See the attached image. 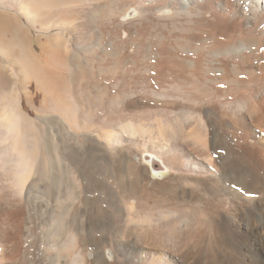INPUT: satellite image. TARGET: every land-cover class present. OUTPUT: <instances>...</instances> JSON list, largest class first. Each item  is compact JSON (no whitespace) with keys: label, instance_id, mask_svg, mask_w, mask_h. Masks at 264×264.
Instances as JSON below:
<instances>
[{"label":"bare ground","instance_id":"bare-ground-1","mask_svg":"<svg viewBox=\"0 0 264 264\" xmlns=\"http://www.w3.org/2000/svg\"><path fill=\"white\" fill-rule=\"evenodd\" d=\"M34 1L0 0L45 38L36 46L18 17H0V72L12 83L0 122L43 142L39 165L22 169L0 147V264H264V0ZM135 41L143 50L126 52ZM136 68L144 87L122 90L123 74L109 93ZM19 76L61 114H25ZM93 82L112 109L102 116L88 110ZM83 149L109 164L126 209L96 248L80 223L90 183L73 159Z\"/></svg>","mask_w":264,"mask_h":264},{"label":"rangeland","instance_id":"rangeland-1","mask_svg":"<svg viewBox=\"0 0 264 264\" xmlns=\"http://www.w3.org/2000/svg\"><path fill=\"white\" fill-rule=\"evenodd\" d=\"M66 1H67V3H66ZM25 2H27V0H25ZM75 2H76L75 0H74V3H73V0H56L55 2H53V4H56V5H59V6L63 7L65 5H68L69 3L75 5L76 4ZM27 3H29L32 6H34L35 1L34 0H28ZM76 6H78V2H77ZM10 15L11 16L13 15L16 18L18 17L17 19L23 25V27L26 29V32L28 33L29 38L36 44V46H39V44L43 43V40H45V38H43L42 41H38L37 38H36L37 34H38V31L36 29H34L33 25L28 23L27 20L23 16H21L18 12L14 11V10H9V9H6L5 7L0 6V17H2V16L3 17H6V16L10 17ZM70 17L75 18V17H78V16H75V17L68 16V18H70ZM100 17H102V16L101 15H96V16H94L92 18V22H94L93 25L97 26L99 28L100 27L104 28L106 30L108 26H107V24H105V20H103V18H100ZM76 19L78 20L79 18H76ZM101 20H103V21H101ZM55 32H58V30L53 29L50 32V34H53ZM6 34L7 33H4V34L1 33L0 41L7 39L8 36ZM92 34H91V38L92 39L89 37V41L92 44V46L95 48V44L94 43L97 41L98 38L96 37V34H94V33H92ZM105 36H108V33L105 34ZM105 39H106V41L109 40L108 37H106ZM132 45H129L130 47H127V50H125V51L126 52L127 51L133 52V51L143 50V47L141 48V46L137 44V41H135L134 44H132ZM103 46H105V45H103ZM105 48L108 49V47H106V46H105ZM139 60H140V58H139ZM2 63L3 62L0 59V64L2 65ZM146 63L149 64L148 60H147V62L146 61L144 62V61H142V58H141V60L138 62V66L140 67L141 65L146 64ZM127 66H131V65H127ZM16 69L19 70L18 67H16L15 70ZM138 69L139 68L134 69V72L132 70H129V71H131L130 73L128 72V70L125 71L124 73H122V72L118 73L119 78H118V76L116 77L117 83H115L117 85H114L113 87H111L110 90H109L110 91L109 93L112 92L111 94H115L117 92V90L121 89L120 86L122 85V83H120L119 79H120V77L123 74H124L123 76L125 77V80H126L125 81L126 85H125V82H124V84H123L124 88H122V90L127 91L128 88H131V87L134 88L135 86H136L135 88L137 90H139V89H141V87H144L145 85L141 84L142 80H139V79H142V76L145 77V76H148V75H147V73L143 72L141 69H139V70ZM17 70H16V72H17ZM126 72H128V73H126ZM17 73L19 74V72H17ZM127 74L130 75V79H129V76L126 77ZM1 75H0V79H3L4 83L2 85H0V112H1L2 108L6 107L7 109H9L8 103L6 101H3V100L5 98L4 97L5 91H7L12 86V83H11L9 77L6 76L4 72H2ZM19 77L21 78V79L19 78V90H20V93H21L20 105H21L22 111L25 114H27L30 118H37L38 115H36V110H39L40 115H45V111H47L49 109H51L52 114H55V115H56V113L57 114H59V113L61 114V111H63L61 109L62 107L54 99H52L50 97L49 98L50 100H48V102L43 99V91L44 90L37 89L34 82H27L26 83V80L22 79L23 77H21V76H19ZM132 77H133V79H132ZM127 78H128V80H127ZM128 81H129V83H128ZM102 83H105V82H102ZM135 83H140V84H135ZM132 84H133V86H132ZM91 85H93V89H94L95 93H93L94 92L93 90H92L93 92L91 91V97H93V98L92 99L90 98L91 101L89 100L90 102H89L88 110L90 109V112L93 113V115H95V116H102V115H104L106 113L105 111L110 110L111 107H109L108 101L103 98L104 96H103L102 87L99 88V87L94 86L95 85L94 82ZM23 88H25L24 90L27 93V95L24 94L25 92H24ZM187 91L189 92V89H187ZM92 93H93V96H92ZM95 94H97L98 96L95 95ZM26 96L32 97V99H29V100H31L32 104L34 105V109L30 106L31 103H29V100H28V98ZM92 101L95 102V103H92ZM91 103L93 105H90ZM107 104H108V106H107ZM93 107L96 108V109H94ZM106 107H107L108 110L106 109ZM113 107H117V105H115ZM60 109H61V111H60ZM93 109H94V111H93ZM41 111L42 112L44 111V113H41ZM97 111L99 113H102V114L98 115ZM94 112L96 114H94ZM1 123H2V125H1ZM4 125H6L7 129L5 128ZM9 126L10 125H8V124H6L4 122H0V133H2V132L6 133L7 130L12 127V128H14V131L18 130L19 135H18V132H14L13 129H10L7 132V136L4 138V140H2V141L0 140V142H1L0 143V147H2V144H3V147H8V149H9V151L7 149V151L5 153V157L3 156L2 162H5V164L10 165L12 167H14L15 162H16L15 165L22 164L21 169L25 168V164L27 162L29 163L30 166L31 165H33V166L39 165V160H40L39 152H40V148L43 145V144H41V143H43L41 138L36 134V132L28 131L27 130L28 126H26L23 123H20L19 125H17V128L12 126V125L10 126V128H8ZM3 130H5V131H3ZM10 131H13V133H11ZM15 134H16V136H15ZM8 135L10 137H8ZM5 140H8V141H6L5 144H4ZM9 141H10V145H9ZM10 147H12V149ZM12 151L14 153H17V154L19 153L20 155L19 154L18 155L22 159L21 158H17V160H14L13 158H11L9 160V157H12V155L10 154ZM7 152H8V154H7ZM78 153H80L81 155L78 154ZM78 153H77V155H79V156H77V157L79 159L76 157L75 159H73V163L75 162V164H76L78 162L76 164L77 166H78V164H81L79 166L81 167L82 170L84 169L83 170L84 174L87 173L85 175V178L90 183L88 189L86 190V192L84 194V197L82 198L81 210H80V217L82 216V218H80V223L82 224L83 229L85 231V236L87 238H89L90 240H92L91 241L93 243L92 245L96 248L97 246L102 245L108 238H110L112 236L113 229H114V224L113 223L114 222H118L119 220L120 221L123 220L124 216L126 215L125 214L126 212L123 213V211H126V209L123 210L125 207L123 208L122 205L119 206V204L117 203V200L114 197L113 191H112V189L110 187V181L111 180H110V177H109L110 176V174H109V167H110L109 164L106 161H103V159L99 156V154H96V152L94 150H91V149L84 150L83 149V152H82V150H80V152H78ZM145 155H146V157H145ZM81 156H83V157H81ZM143 156L145 158L144 160L148 162V168H149V165H150L149 170L151 172H154V171L160 172V171L164 170L163 165L161 164L159 159H157L155 156L152 157V155L149 156L148 154H143ZM154 159H156V160H154ZM6 160H8V161L6 162ZM104 180H106L107 182L109 180L110 181L108 183H106V185L103 186V184L105 183ZM103 181H104V183H103ZM106 187H108V188H106ZM107 191H109V192H107ZM110 196L113 197V198H111ZM110 200H111L112 203L110 202ZM117 207H118V209L119 208L120 209L123 208L121 213H120V211H118ZM114 210H116V211L114 212ZM112 212H114L116 215L115 214L113 215ZM116 212H119V213H116ZM119 214H123L122 216L120 215L122 217L121 219H119V217H120ZM117 217H118L119 220L117 219ZM91 238H93V239H91Z\"/></svg>","mask_w":264,"mask_h":264}]
</instances>
